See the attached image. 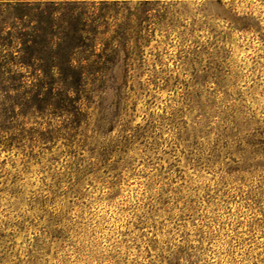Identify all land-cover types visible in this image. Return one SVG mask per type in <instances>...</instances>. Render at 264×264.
<instances>
[{
    "label": "rangeland",
    "instance_id": "374dc122",
    "mask_svg": "<svg viewBox=\"0 0 264 264\" xmlns=\"http://www.w3.org/2000/svg\"><path fill=\"white\" fill-rule=\"evenodd\" d=\"M125 3L84 116L0 133V264H264V0Z\"/></svg>",
    "mask_w": 264,
    "mask_h": 264
},
{
    "label": "trees",
    "instance_id": "16d2710c",
    "mask_svg": "<svg viewBox=\"0 0 264 264\" xmlns=\"http://www.w3.org/2000/svg\"><path fill=\"white\" fill-rule=\"evenodd\" d=\"M125 2L0 0V133L34 131L42 139L45 132L27 128L31 120L84 116L91 86L115 78L110 73L137 16L130 12L111 30Z\"/></svg>",
    "mask_w": 264,
    "mask_h": 264
}]
</instances>
